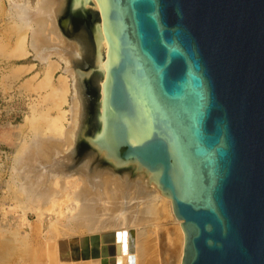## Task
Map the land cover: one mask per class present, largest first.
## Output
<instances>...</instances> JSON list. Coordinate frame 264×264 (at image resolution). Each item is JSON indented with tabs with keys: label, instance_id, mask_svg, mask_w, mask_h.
<instances>
[{
	"label": "water",
	"instance_id": "1",
	"mask_svg": "<svg viewBox=\"0 0 264 264\" xmlns=\"http://www.w3.org/2000/svg\"><path fill=\"white\" fill-rule=\"evenodd\" d=\"M98 1L96 145L158 174L184 219L182 264H264V0Z\"/></svg>",
	"mask_w": 264,
	"mask_h": 264
},
{
	"label": "bare ground",
	"instance_id": "2",
	"mask_svg": "<svg viewBox=\"0 0 264 264\" xmlns=\"http://www.w3.org/2000/svg\"><path fill=\"white\" fill-rule=\"evenodd\" d=\"M8 1L17 17L16 25L10 24L19 35L10 48L2 40L0 57L28 55L29 31L32 50L46 62L35 86L50 87L45 100L58 109L56 115L40 109L34 118L39 115L51 131L36 125L29 143L22 140L13 157L20 189L31 205V243L25 239L24 257L31 264H182L184 219L177 217L158 174L138 160L116 166L96 145L109 48L99 1L81 0L80 5L76 0ZM62 63L73 77L69 125H65L69 109L62 106L71 90L69 77L62 74L55 80ZM33 67L12 69L18 75ZM20 250L6 247L0 264H9Z\"/></svg>",
	"mask_w": 264,
	"mask_h": 264
},
{
	"label": "rangeland",
	"instance_id": "3",
	"mask_svg": "<svg viewBox=\"0 0 264 264\" xmlns=\"http://www.w3.org/2000/svg\"><path fill=\"white\" fill-rule=\"evenodd\" d=\"M2 1L4 3H2L0 0V42L2 43L3 40L5 42L4 47L6 46L10 48V46L13 47L15 45L19 35V33L15 31L17 29H13V26L16 25L17 17L13 9L11 8V2L8 0ZM5 11H8V13ZM8 16L11 18H9ZM10 23H14V25L11 26ZM3 28L7 29H5L4 31ZM27 33L28 41L26 40V46L27 49L30 50V53L28 55L22 56L20 58H12L10 60L0 57V255L4 256L5 251L2 250H4L8 246L12 247L13 245L21 249V253L17 252V254L13 258H11L9 264H31V259H26L24 257L25 254L23 255V250L26 246L25 239L29 240V244L31 243V205L28 202L26 193L20 189V187L22 186V181L20 180V175H18V173H16L14 169V153L17 152V148L22 140L29 143L36 125H38L42 129H47L46 132L51 131V129L47 127L45 120L41 119L39 115L37 116V120L35 119V115H37L38 112L41 111V108L42 111L43 109H45V111H43L44 113H49L50 115H56L58 113V109L54 108V106L50 107V105L52 106V104L50 103V101H46L48 98V95L46 94L49 93L50 87L38 89L35 86V82H37L44 75L46 62L41 61L36 57L35 51L32 50L29 44V31ZM1 43L0 47L4 44ZM53 58L58 59L56 56H54ZM23 64H34L35 67H33L32 70L24 72L23 74L21 73L16 75L15 73H13V69H15L14 66L16 67V65L18 66ZM65 66V63H62L61 67L55 71V80L62 74L68 75L69 77L68 79L70 82L71 90L68 94V102H65L62 105L63 108L67 110L69 109L67 113L68 121H65V125H69V120H71L70 106L73 94V77L66 70H64ZM35 74H37V76L34 78V80L30 82V84H27L26 80H29L31 76L32 79ZM24 83L34 87V90L30 86L26 88V85ZM37 93H39V96ZM42 95H44V97ZM33 107L39 108H35L38 111H35ZM49 108H52L53 111ZM42 111L39 113H42ZM32 113L34 114L31 115ZM39 118L40 120H38ZM25 234H28V238H26ZM5 244L6 246L3 249V246ZM1 260L2 258H0V261Z\"/></svg>",
	"mask_w": 264,
	"mask_h": 264
}]
</instances>
